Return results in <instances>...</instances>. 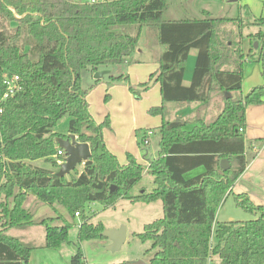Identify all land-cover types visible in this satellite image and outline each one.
Here are the masks:
<instances>
[{
    "label": "trees",
    "instance_id": "1",
    "mask_svg": "<svg viewBox=\"0 0 264 264\" xmlns=\"http://www.w3.org/2000/svg\"><path fill=\"white\" fill-rule=\"evenodd\" d=\"M166 8L167 0H0V95L4 75L17 74L21 84L20 91L0 104V264H28L35 248L8 234L10 229L42 226L46 249L69 242L70 223L59 214L35 220L24 207L29 195L62 206L70 217L77 212L82 218L79 243L103 238V224L87 221L86 205L99 202L107 207L121 197L146 204L160 201L163 216L133 233L142 242L151 241L145 251L152 252L149 264H210L213 257L218 264H264V205L235 193L239 207L260 216L215 220L221 200L246 169L244 134L239 130L245 127L246 107L262 103L264 97V84L244 95L241 91L243 66L254 48L243 50L239 16L205 12L202 18L166 20ZM129 26L134 33L127 31ZM143 27L156 32L165 50L158 69L129 90L140 96L158 82L162 104L149 113L161 116L162 122L158 152L147 168L154 188L128 196L144 169L132 154L121 165L108 151L102 138L108 119L96 123L92 118L80 76L82 70L128 62L139 47ZM250 35V40H261L256 61L262 63L264 76V31ZM192 50L194 67L185 84V61ZM110 79L128 82L122 75ZM174 109L179 113L173 117ZM64 116L69 118L67 132L88 143L91 155L81 171L76 167L59 177L55 138L66 135L54 127ZM144 144H149L146 138ZM222 158L229 169L219 167ZM38 159L50 167L31 163ZM56 219L62 223L53 225ZM69 264H87L79 245Z\"/></svg>",
    "mask_w": 264,
    "mask_h": 264
},
{
    "label": "rangeland",
    "instance_id": "2",
    "mask_svg": "<svg viewBox=\"0 0 264 264\" xmlns=\"http://www.w3.org/2000/svg\"><path fill=\"white\" fill-rule=\"evenodd\" d=\"M207 4H211V10L216 13L220 7L228 8L233 3L231 1L229 2V0H167L165 16L179 18L182 17V15H191L187 14V11L184 8L187 7V9L189 8L196 10L198 6ZM262 7H264V5H262ZM240 9H242V17L250 20V22L247 23L243 21L244 37L242 41H245L246 44H250L249 48L251 46L254 48L255 41H257L258 45H261V40L248 39H251L252 37L250 34H254L259 30L264 31V20L258 21L259 18L264 19V9L263 12L262 10L256 12L258 9H253V7L248 3L243 4ZM230 14H234L233 7L231 8L228 15ZM126 29L130 33L135 32V29L132 26L126 27ZM143 39L144 38L141 32L138 40L139 45L143 43ZM152 39L154 38L151 34H149L147 36V42H151ZM247 46L248 45H246V47ZM243 47L245 46L243 45ZM258 53L259 49L254 48L249 60L244 63L242 76V84H244V88H241L243 95L246 94L250 89L249 88L246 90L245 88H247V84L251 82V79H249V73H251L252 70L260 73V79L262 81L259 84H264V76L261 74L263 70L262 63L256 61ZM132 56L134 59H138L139 62L132 60L131 63L125 62L121 64H109L107 66L108 71H110L109 74L98 79L97 83H95V79H93L94 73L92 77L91 72L88 70H82L80 76L82 87L88 89L89 99L87 102L89 111L92 113L91 115L94 121L96 123H102L106 118L108 119V126H104L102 129L103 134L105 132L104 138H106L107 142L104 141V138L103 141L108 151H110V149H114V152H117L118 155L116 154L117 156H115L119 164L121 161L120 158H123L124 156L125 160L127 161V155L130 152L128 151V153H126V151L121 150L120 148L116 149V142L113 144V139L115 136H117L115 133H118L120 141H123V139H125L127 136V132L130 130V126L134 122H137V125H135L137 129L132 131L133 135L130 138L131 145L138 146L142 152L147 146H151V151H157L160 134H158L159 128H157L156 125L157 121H159V123L162 122L161 116L152 115L149 113V109L153 106L148 104V99L144 100L140 96H135L129 90V85L137 88L140 83H144L142 81L148 77L149 71L153 69L155 57L150 53L138 54L136 52H134ZM191 60L192 57H190V61ZM190 72L192 71L187 70V73ZM110 74L114 76L122 74L124 77L129 75L127 76L128 82H118L120 87L115 86L114 88H111V85L113 86L117 83L111 82L109 76ZM108 86L109 89L107 90ZM128 91H130L133 96L128 97ZM157 96L158 94L152 93L151 99L155 100V97ZM130 98L132 101H134L133 105L129 101ZM166 104L168 106V103ZM68 119V116H64L57 122L54 130L58 134L65 135L67 133ZM145 136L149 137L151 144H144ZM126 142H128L127 139ZM130 154H132V152ZM36 164L37 166L41 167H50L49 163L42 159L38 160ZM82 167L83 164H79L77 166V170L81 171ZM142 167L144 169L142 178L138 183L133 185L131 189H129L128 196L137 195L141 193L144 188L148 191L154 188L153 175L149 173L147 169L148 163L142 165ZM188 175H190V173ZM233 195L234 194H229L226 196V198L224 197L225 199L221 200L217 208L215 220L218 222H228L231 220L248 221L260 216L259 212L251 214L239 207L236 202H234ZM25 203L27 209L33 214V218L35 220H40L47 217H57L59 214L65 218L66 222L70 223V227L68 229L69 242L64 243L55 250L46 249L43 247L44 229L40 225H34L25 229H10L8 234L20 237L23 241L30 242L35 246L31 252L32 258L29 264H69L70 258L75 252L77 245L80 246L83 259L87 264H110L120 262L127 264H149V259L152 252L150 251L146 253L145 251L150 247L151 241L148 240L146 242H142L137 237H135L133 233L142 232L144 226L147 223L163 216V207L160 201L148 202L146 204L141 202H131L127 198L121 197L118 198L113 205L107 207L99 202L86 205L85 214L87 215L88 222L92 224L101 222L104 226V229H116L122 225L126 227V242L118 250L112 251L106 249V247L110 244V240L105 237L85 240L79 243L78 226L82 222V218L80 216H68L62 206L56 204L54 207H52L44 202L39 201L31 195L28 196ZM257 203L258 202L255 204ZM258 204L262 205L261 203ZM261 215L264 217V212ZM61 223L62 221L56 219L52 224L58 225ZM217 261V258L213 257L210 264H218Z\"/></svg>",
    "mask_w": 264,
    "mask_h": 264
},
{
    "label": "crops",
    "instance_id": "3",
    "mask_svg": "<svg viewBox=\"0 0 264 264\" xmlns=\"http://www.w3.org/2000/svg\"><path fill=\"white\" fill-rule=\"evenodd\" d=\"M230 1L231 0H229V2ZM231 2L233 4L230 5V7H228V8L220 7L216 13H214L211 10V8H210L211 4L198 6L196 10H192L189 8L187 9V7H186L184 9L187 11V14H191V15H182V17H179V18H195V17L196 18H202L204 16V13L208 12L212 17L213 16L236 17V15H238L239 17H241V19L245 23H247V22H250V20L242 17V9H240V7L243 6V4H247V3L250 4L253 7V9H258V11H256V12H259L261 10L263 12V9H264V7H262V5H264V0L263 1H261V0H254V1L253 0H236V1H231ZM232 7H233V13L234 14L228 15ZM165 13H166V11L163 13V18L166 20H177L178 19V18L166 17ZM188 16H191V17H188ZM149 34H151L152 37L154 38V39H152L151 42H147V36ZM142 35L144 38L143 43L140 45L138 43L139 47L137 48V50L135 52L138 54L139 53H141V54L150 53L152 56L155 57V60H154L155 62H153V64H154L153 69H151L148 73V77H149L150 74H152L153 72H155L158 69V67H159L158 59H159L161 53L165 50V46L158 44L156 32L149 27H143ZM248 40H250V38ZM242 44L245 46V47H243L244 52L247 53L250 44H248V43L246 44L245 41L244 42L242 41ZM246 45H248V46L246 47ZM194 55H195V51L192 50L189 53V55L187 56V59L185 61V63H186L185 72H184L185 84H189V82H190L189 79H190L191 72L187 73V70L192 71ZM190 57H192L191 61H190ZM132 60L135 62H139V60L134 59L133 56L129 57L128 62L131 63ZM97 70H108V69L106 66V67H99L95 71H97ZM94 72H91V76L93 75ZM109 72L110 71H108V73L105 75H108ZM112 76H114V75H112ZM117 76H119V75H117ZM127 76H129V75H127ZM102 77H104V75ZM148 77L146 79H144V81H142V82H145L148 79ZM93 79H95V78L93 77ZM249 79H251V82H249L247 84V88H245L246 90L253 87V86L261 85L259 83H261L262 80L260 79V73H258L257 71L252 70V72L249 73ZM138 82H140V81H138ZM115 86L120 87L118 85V82L116 85H113V86L111 85L110 87L114 88ZM243 86H244V84H242L241 88H244ZM108 89H109V86L107 87V90ZM152 93L158 94V96L155 97V100L151 99ZM88 95H89V93L86 96V101H88V99H89ZM129 96H133L130 93V91H128V97ZM140 97L144 100L148 99L149 100L148 104L150 106H160L162 104V99L160 96V85H159V83L158 82H152L149 85L148 89L141 92ZM129 101L132 105L134 104V101H132L131 98ZM146 105H145V108H146ZM149 105H147V106H149ZM168 106L173 107V103H168ZM88 109H89V106H88ZM178 113L179 112L174 109L172 111V116L174 117ZM90 114H92V113H90ZM245 114H246V119H245V127L243 129V134H244V141H245V148L244 149H245V159H246L245 167H246V169L235 179L234 183L232 184L233 186L231 187V189L228 192L231 191V194L245 193V194H247V196L249 197L251 202H255V203L258 202V203H261L262 205H264V97H263L262 103L250 104V106L246 107ZM136 123L137 122H134L130 126V130L127 132V136L125 137V139H123V141H120L118 133H115V135H117V136L114 137L113 144H115V142H116V145H117L116 149L120 148L121 150L126 151V153H128V151L130 153L132 152V155L135 157L136 161L139 164L145 165L146 163H148L150 158H154L156 156L157 151H151V146H147L148 148L145 147V150H143V152H144L143 153L141 151V149L138 148V146L131 145L130 138L133 135L132 131L137 129L135 127V125H137ZM160 125H161V122L159 123V121H157V125H156L157 128H159ZM67 134H68V132L65 135H67ZM104 135H105V132L103 134V131H102V138H104ZM145 138L148 140L149 144H151L149 137L145 136ZM126 139L128 140V142H126ZM104 141H106V138H104ZM110 152H112V154H114V155L117 154V152H114V149H110ZM120 159H121V161L119 160L120 164H122V165L126 164L125 156L123 158H120ZM38 160H41V159H38ZM38 160L32 161L31 163L34 165H37L36 163ZM45 168H49V167H45ZM195 172H199V171H195ZM195 172H192V174ZM228 192L225 195V198L228 195ZM24 207L27 208L26 203H24ZM29 227H31V226H29ZM26 228H28V227H26ZM23 229H25V228H23ZM31 258H32V254H31V257L28 261V264L30 263Z\"/></svg>",
    "mask_w": 264,
    "mask_h": 264
},
{
    "label": "water",
    "instance_id": "4",
    "mask_svg": "<svg viewBox=\"0 0 264 264\" xmlns=\"http://www.w3.org/2000/svg\"><path fill=\"white\" fill-rule=\"evenodd\" d=\"M254 48H258L257 41L254 42ZM107 73L108 70H97L94 72L93 76L95 79H99ZM55 141L57 143V147L62 149L65 153L64 162L59 165V169L56 172V175L59 177L67 175L79 164H83L91 155L88 143L79 142L76 139V136L72 133H68L66 137L57 136ZM219 167L224 170L230 168L226 158H222L220 160ZM114 188L115 186L112 185L111 190ZM100 235L110 240V244L106 247L107 250H118L126 242V227L122 225L116 229H103Z\"/></svg>",
    "mask_w": 264,
    "mask_h": 264
},
{
    "label": "built area",
    "instance_id": "5",
    "mask_svg": "<svg viewBox=\"0 0 264 264\" xmlns=\"http://www.w3.org/2000/svg\"><path fill=\"white\" fill-rule=\"evenodd\" d=\"M87 1L89 3H96L100 0H87ZM1 85L3 86V91L0 95V104L6 101L7 99L13 97L21 89L20 78L17 74L4 75L1 79ZM0 113H2L1 107H0ZM239 130L243 132V129H239ZM53 158L56 160L58 164H61L62 162H64V158H65L64 151L58 148ZM75 216H79V214L75 212Z\"/></svg>",
    "mask_w": 264,
    "mask_h": 264
}]
</instances>
